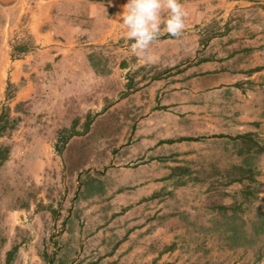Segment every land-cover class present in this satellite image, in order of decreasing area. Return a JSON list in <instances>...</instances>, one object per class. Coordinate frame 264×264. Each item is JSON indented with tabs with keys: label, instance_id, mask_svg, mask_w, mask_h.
<instances>
[{
	"label": "rangeland",
	"instance_id": "1",
	"mask_svg": "<svg viewBox=\"0 0 264 264\" xmlns=\"http://www.w3.org/2000/svg\"><path fill=\"white\" fill-rule=\"evenodd\" d=\"M109 1L69 0V23L75 15L77 25L90 29L86 5H103L110 17ZM243 16L234 12L225 24L218 19L203 27V41L248 35ZM131 43L126 36L94 43L86 32L69 43V52L38 64L40 47L23 30L12 31L9 66L0 80V147L10 150L0 166V264H133L114 249L129 227L118 217L139 205V195L143 201L147 195L143 212H161L158 218L180 214L199 226L212 215L213 231L197 264H264V125L243 134L235 122L176 123L172 112L160 111L162 95L153 89L164 71L141 62ZM31 54L24 74L11 75L12 61ZM257 80L243 83L251 89ZM238 102L235 97L218 111L235 116ZM75 121V135L68 137L64 130ZM244 135L249 137L239 138ZM183 148L211 151L208 161L217 166L209 170L173 158ZM162 153L171 165L168 174L150 164ZM148 184L151 195L138 189ZM98 232L102 244L97 237L87 240Z\"/></svg>",
	"mask_w": 264,
	"mask_h": 264
},
{
	"label": "crops",
	"instance_id": "2",
	"mask_svg": "<svg viewBox=\"0 0 264 264\" xmlns=\"http://www.w3.org/2000/svg\"><path fill=\"white\" fill-rule=\"evenodd\" d=\"M127 2L110 0L113 9L110 17H107L103 5L88 3L91 25L85 30L77 25L75 15L71 18L73 23H69V9L74 8L69 6V0H0V80L5 77L9 66L8 43L13 30H23L32 43L40 47L41 60L38 64H41L54 59L59 51L69 52V43L71 46L86 32L94 43H105L113 38L116 41L125 36L117 22H120L118 15L122 14ZM180 3L187 13L182 36L171 38L162 34L148 53L152 57L150 64L164 71V78L153 81V89L160 90L162 95L160 111L172 112L176 123L196 121L210 125L235 122L238 132L255 133L258 130L255 126L264 125V0H180ZM239 11L245 13L241 27L251 29V33L241 37L223 35L203 41V27L218 19L225 24L230 15ZM166 18L167 13L164 14ZM32 57L31 54L12 61L11 71L8 69L11 75H23L21 68ZM255 78L260 83H251L253 88L248 89L245 82ZM235 97L240 101L234 104L241 109L239 113L234 116L233 113L218 111L219 108H228V104L232 105ZM221 132L233 135L228 131ZM191 152L183 148L174 151L172 156L186 161V164L209 165V170L217 166L215 161H208L211 151ZM165 161L167 157L164 158L162 153L151 157L150 164L167 173L171 165ZM141 188L145 189V194L153 193L150 184L138 189ZM134 194L136 198L137 190ZM122 195L125 194H121V198ZM139 196L136 200L139 205L130 207L118 217L122 225L129 223V227L117 241L114 252L129 257L133 264H197L213 231L208 226L212 215H206L204 219L207 223L203 226L187 223L186 217L180 214L158 218L161 212H143V205L148 203L147 195H144L146 202ZM117 200L121 201L118 197ZM65 231L67 235L69 230ZM94 237L98 238V244L103 243L101 232L87 237V240Z\"/></svg>",
	"mask_w": 264,
	"mask_h": 264
},
{
	"label": "clouds",
	"instance_id": "3",
	"mask_svg": "<svg viewBox=\"0 0 264 264\" xmlns=\"http://www.w3.org/2000/svg\"><path fill=\"white\" fill-rule=\"evenodd\" d=\"M167 18L164 19V14ZM184 10L180 0H128L117 22L126 38L132 41L130 51L141 62H150V46L162 34L180 38L185 29Z\"/></svg>",
	"mask_w": 264,
	"mask_h": 264
},
{
	"label": "trees",
	"instance_id": "4",
	"mask_svg": "<svg viewBox=\"0 0 264 264\" xmlns=\"http://www.w3.org/2000/svg\"><path fill=\"white\" fill-rule=\"evenodd\" d=\"M100 1V0H99ZM86 123L84 125V128H85V131L84 132H87L89 130V126H90V123H91V118H90V115L86 117ZM2 121H3V116L1 115L0 116V135L2 134V132L5 131V127L2 125ZM77 123V121H75L71 127V129H65L64 132H68L69 131V135L68 137H71V136H74L75 135V132H74V127H75V124ZM249 135H244V136H239V138H248ZM67 139V138H66ZM65 139V140H66ZM179 140H189V141H194V140H197V138H181ZM169 143L173 142V140H169L168 141ZM9 153H10V150L9 148L7 147H0V166L3 164L4 161L7 160L8 156H9ZM242 173V171H240ZM249 172V171H247ZM242 179V177H239L237 178L236 180L240 181ZM11 254V253H9ZM262 256L264 258V250L262 252Z\"/></svg>",
	"mask_w": 264,
	"mask_h": 264
}]
</instances>
